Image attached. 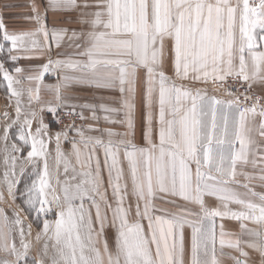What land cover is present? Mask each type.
I'll list each match as a JSON object with an SVG mask.
<instances>
[{
  "label": "snow or ice",
  "instance_id": "obj_1",
  "mask_svg": "<svg viewBox=\"0 0 264 264\" xmlns=\"http://www.w3.org/2000/svg\"><path fill=\"white\" fill-rule=\"evenodd\" d=\"M48 7L82 10L81 16L86 17L82 22L89 30L79 34L84 42L77 47L82 48L79 55L84 59H49L27 80L43 84L44 75L53 68L69 70L72 74L64 72L58 77L61 83L48 86L59 103L48 105L47 110L55 116L58 108H67L68 116L84 120L88 119L83 114L87 108L96 122L87 126L88 131L98 135H85L84 128L75 125L57 132L55 173L50 171L53 137L48 135V125L41 118L33 132L36 112L20 122L22 92L14 85L21 83L18 77L24 69L13 65L10 70L0 61V76L17 98L14 123H19L12 133L11 153L7 144L11 126H5L2 137L4 163L10 162L11 167L10 173H4L7 192L14 201L20 183L16 173L19 157L14 153L30 146L25 159L33 168L22 194L27 211L35 215L38 226L42 224L36 241H55L59 259L53 258L52 264H186L185 227L191 229L187 264H220L217 218L240 222L241 236L250 238L225 239L224 226L219 225V247L239 254L229 256L234 264H249L245 247L258 252L264 264V192L251 186L258 179L264 188V95L247 94L253 84H264V0H48ZM33 11L40 24L33 32L9 31L0 17V53L7 52L13 62L20 52L37 47L31 37L38 32L45 40L54 39L57 47L67 35L64 30L50 33L35 4ZM72 37L78 34L73 32ZM229 80L247 84L243 98L225 88ZM73 84L118 91L121 107L64 100L62 90ZM209 84L233 98L209 97L206 88L196 87ZM39 91V87L29 89L30 99L38 101ZM138 97L145 112L146 148L136 147L132 139ZM98 110L104 113L102 118ZM121 111L123 119H117ZM101 119L109 125H123L125 131L98 127ZM69 131L79 137L70 141L75 164L60 146L61 137L67 140ZM61 166L64 181L60 180ZM249 166L258 174L244 171ZM70 171L74 175L68 179ZM19 175H24L23 168ZM77 176L79 181L71 183ZM206 196L218 200L219 206H208ZM157 199L173 204L181 214L158 210ZM177 199L197 208L177 205ZM50 214L56 218L48 219ZM13 216L9 221L0 209V251L14 257L0 264H26L32 247L28 241L32 225L26 229L19 213ZM245 222L259 228H249ZM109 225L115 229L114 251L105 231ZM47 250L45 243V255Z\"/></svg>",
  "mask_w": 264,
  "mask_h": 264
},
{
  "label": "crops",
  "instance_id": "obj_2",
  "mask_svg": "<svg viewBox=\"0 0 264 264\" xmlns=\"http://www.w3.org/2000/svg\"><path fill=\"white\" fill-rule=\"evenodd\" d=\"M36 5L41 14V23L45 24L47 30L51 33L53 30H64L67 35L63 37L61 40L60 46L57 47L54 39L45 40L42 33H39L31 37V39H35L38 44L35 49H31L28 52H20V58L13 62L7 58V52L0 53V61H3L6 68L10 70L13 68V65L19 66L24 69V72L19 74V79L21 80L20 84L14 85V87L22 92V95L19 97V106L22 109L20 122H23L25 118L31 119V113L36 112V118L32 124L33 132L39 126L40 119H43V122L48 125V135L53 137L52 143L49 146L51 155L49 156V168L50 171L55 173V134L58 131L57 126L55 124L56 115L61 111H68L67 108H58L57 114L54 116L47 110L48 105H56L59 103L55 98V91L48 86H55L61 83V80L58 79L64 72H69L67 69L56 70L53 68L48 73L44 75L43 84H38L36 81L29 82L27 77L30 75H35L37 72L41 71V66L48 63V60H68V59H78L83 60L84 57L79 55V52L82 51V48L77 47V45H81L84 42V38L79 36L80 33H86L89 30V25L82 22V19H86V17L81 16L82 10H52L48 7V0H0V17L3 18V21L8 28L9 31H13L16 33L22 32H33L37 31L40 28V24H38L35 19V13L33 11V5ZM76 32L78 34L77 38L72 37V33ZM10 46V43H9ZM4 54L3 56H1ZM31 57V58H29ZM69 74H72L69 72ZM168 75H171V71H168ZM1 83L3 84V90H0V192H3V199L0 200V209H2L8 216L9 221L14 219L13 213L18 212L20 218L23 220L25 228L27 229V225H32V234L28 237V241L32 244V247L28 253L26 258V264H32V261H40L43 260L44 264H52L53 258L59 259L58 253L56 251L57 246L55 245V241L52 239L42 238L39 242L36 241L35 237L37 233L41 232V229L36 228L31 223L29 219L27 210L24 209L22 204L17 200V195L15 200L13 201L12 197L8 195L7 185L4 180L5 171L11 172L10 162L8 165L4 163V158L6 155L5 152V143L2 139L4 134L5 126H11L9 131L8 138V152L11 153V146L14 142V138L12 133L16 132L19 128V123H14L16 117V108H17V98L11 96L10 92L7 90L6 82L3 81L2 76H0ZM177 83H180L177 81ZM39 87V95L40 99L34 100L30 99L29 89H34ZM196 87L206 88L207 95L209 97H215L217 99H221L223 101H228L233 97L227 95L224 91H221L215 88L213 85L209 84L207 86L197 85ZM252 89L254 93L259 95H264V84H253ZM63 99L72 103H76L78 105H93V106H107L120 108L122 104V97L118 91L97 88L95 86L90 85H76L73 84L70 88L63 89ZM41 108L44 110L41 111ZM5 113L8 114V119H5ZM83 114L88 119H84V124L79 128H84L85 135L95 136L98 135L96 132L88 131L87 126L96 124L95 121L90 119L92 113L87 109H83ZM101 118L104 113L101 111H97L96 113ZM117 119H123V112L119 114ZM101 128L113 127L115 130L123 132L125 131V127L123 125H109L101 121L97 125ZM156 112L153 113V139H156ZM62 132V131H61ZM146 133V119L145 112L143 108V104L141 102L140 97L137 98V108L135 111V136L132 138L134 144L138 148H146L147 141L145 137ZM76 139L79 140V137L72 131H69L68 139L65 140L61 137V150L65 153V155L75 164V158L71 155V144L70 141ZM19 146V144H18ZM30 150L28 146L21 149L19 153H14L19 158L16 161V173L17 178L20 180V183L17 185L15 192L20 189L25 182V178L31 172L33 168V164L25 159L27 152ZM102 155V152L100 153ZM21 168L24 169V175L20 176ZM79 171V169H77ZM244 171L247 172H255L258 174V170L252 169L250 166L245 168ZM74 175L71 171L68 173L67 178L71 179ZM9 179H12L11 175ZM66 179L63 173V166L60 168V180L64 181ZM80 177L77 176L76 180H72L71 183L75 184L79 181ZM241 181H243V177H239ZM55 186V183H54ZM105 186L106 183H105ZM255 191L264 192V188L260 187V181L254 180L251 185ZM234 187L238 191H245V189L241 185H234ZM130 188V184H129ZM59 191V188H58ZM109 199L111 200V194L109 191ZM171 199V198H164ZM164 199H157L155 201V206L158 210H163L167 213L171 214H181L178 212V209L170 203H165ZM132 198L129 197V201L131 202ZM206 204L210 207L219 206V201L214 197L206 196L205 197ZM177 205H183L187 208H197L196 205L186 204V202L177 199L175 202ZM88 207L89 205L86 203L85 205ZM234 210H239L238 206L230 205ZM109 213V217H110ZM56 218V217H55ZM191 219H198V217H191ZM54 220V219H53ZM145 224L147 221L144 222ZM247 227L249 228H259L258 225L253 224L251 222H245ZM2 224V221H0ZM223 224L224 231L227 234L225 239H235L240 237L242 240L250 239L247 236H241V228L240 222L224 219L220 220L217 218V257L220 261V264H234L233 260L229 258V256H238L239 254L228 247H224L221 249L219 247V225ZM10 227H14L9 224ZM109 247L114 251V234L115 229L110 225L105 229ZM13 236H16L15 231L13 232ZM190 236L191 229L185 227L184 229V239H185V261L187 264L188 253L190 248ZM17 239V246L19 247V240ZM47 243L48 250L47 254L44 253V245ZM245 250L249 252V264H260V255L258 252L245 247ZM223 253V255H221ZM13 260L14 257L6 256L3 251H0V261L2 260Z\"/></svg>",
  "mask_w": 264,
  "mask_h": 264
},
{
  "label": "built area",
  "instance_id": "obj_3",
  "mask_svg": "<svg viewBox=\"0 0 264 264\" xmlns=\"http://www.w3.org/2000/svg\"><path fill=\"white\" fill-rule=\"evenodd\" d=\"M225 88L232 91L234 95L243 98V95L245 94V89L247 88V84H244L242 81L229 80L228 83L225 85ZM219 90L224 91L223 89ZM247 94L257 95L254 93L252 88L248 90ZM248 103L250 104L251 101H249ZM66 113V111H61L56 115L55 124L58 130H66L71 125H75V127L79 128L84 124V120L77 119L74 116H68Z\"/></svg>",
  "mask_w": 264,
  "mask_h": 264
},
{
  "label": "rangeland",
  "instance_id": "obj_4",
  "mask_svg": "<svg viewBox=\"0 0 264 264\" xmlns=\"http://www.w3.org/2000/svg\"><path fill=\"white\" fill-rule=\"evenodd\" d=\"M4 54H2L1 56H3ZM1 79V78H0ZM2 81L0 80V90L2 91L3 90V84L1 83ZM216 88V87H215ZM256 94V93H255ZM232 97V96H231ZM58 131H60V130H58ZM61 131H64V130H61ZM60 131V132H61ZM28 148H30V146H28ZM49 160V159H48ZM32 171V170H31ZM30 179V177H29V174L27 175V177L25 178V182L23 183V185H22V187L20 188V189H18L17 191H16V195H17V200H19V202L22 204V206L24 207V209H26L27 210V205H26V203L24 202V197H23V189H24V187H25V183H26V181L27 180H29ZM58 194H60L61 195V198H62V193H60L59 191H58ZM54 212H55V209H54ZM27 213H28V216H29V219L31 220V223L34 225V226H36V228H38V229H41L42 228V224H40V226H38V223H39V221L37 220V218L35 217V215L34 214H30L29 213V211H27ZM48 219H50V220H53V219H55V215L54 214H50L48 217H47Z\"/></svg>",
  "mask_w": 264,
  "mask_h": 264
}]
</instances>
